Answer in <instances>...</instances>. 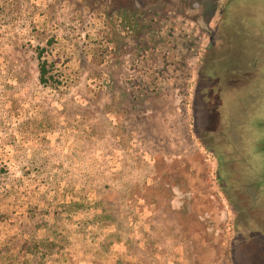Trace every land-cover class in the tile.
Here are the masks:
<instances>
[{
    "label": "rangeland",
    "instance_id": "1",
    "mask_svg": "<svg viewBox=\"0 0 264 264\" xmlns=\"http://www.w3.org/2000/svg\"><path fill=\"white\" fill-rule=\"evenodd\" d=\"M123 2L0 0V264H264L260 166L226 151L257 168L222 188L207 99L229 86L223 53L264 75V0H137L127 31ZM37 47L60 86L40 83Z\"/></svg>",
    "mask_w": 264,
    "mask_h": 264
},
{
    "label": "flooded vegetation",
    "instance_id": "2",
    "mask_svg": "<svg viewBox=\"0 0 264 264\" xmlns=\"http://www.w3.org/2000/svg\"><path fill=\"white\" fill-rule=\"evenodd\" d=\"M229 34L234 36L233 41L236 40V38H240L236 31H231ZM243 34H248V31ZM226 35H228L227 32L224 33L222 42V47H224V49L222 50L226 49ZM261 45H263L262 47L264 48V42ZM246 51L247 50L245 49L244 52ZM257 58L256 56L250 57L246 61L247 64L242 67L241 65H237V58L235 55L233 56V51L229 53V56H225V53H223L222 56H220L219 61L222 62L223 67L221 69H225L223 75H227L228 77H225V79L230 80V83H228L229 86L221 84L223 85V88L221 89L219 87L220 89L216 90L214 89L215 86L212 85L213 87L211 86V88L213 89V92L211 96L207 94L208 101L216 100V103L217 101L222 103L218 109L222 114L217 116V121L221 122L218 133L222 137L215 146L218 151L212 148V151L217 155L219 177L222 188L224 189L226 187V184L229 183V177H232L233 173L237 171L236 169H232L231 166L236 165L237 162L241 161L240 159H231V157L226 156V154H224L226 151L240 149L241 151L243 150V152L246 151L247 154L251 153L250 155L253 156L252 159L254 162L260 166L261 171L256 177L258 182L255 184L256 190L255 194L253 191V205L251 206L252 210L256 208L255 213H259L261 211V204H258V200L264 198V138H254V135L248 131V128H250L254 117L256 116L257 112H259V109L263 103L262 99H264V89H260V87L264 85V80H262L264 79V75L262 72L258 74V68L255 65H258V62L256 63ZM253 62L255 63L252 64ZM262 70L264 72V64ZM253 71H255V76L253 75L252 77L251 74H253ZM230 74H232L233 77ZM229 76H231V78H229ZM208 89H210V87H208ZM235 116L238 117L237 122L235 121ZM236 132L238 135L240 133L239 138H236ZM235 143L236 146H233ZM219 152L223 153L222 156L219 155ZM255 153L258 154L257 158H255ZM253 160H250V162H248V160L243 162L242 160L241 164L246 165V167L257 168V166L253 164ZM228 187L230 191L234 193L235 190L229 185ZM236 191L239 190L236 189ZM227 198L230 200L229 197Z\"/></svg>",
    "mask_w": 264,
    "mask_h": 264
},
{
    "label": "trees",
    "instance_id": "3",
    "mask_svg": "<svg viewBox=\"0 0 264 264\" xmlns=\"http://www.w3.org/2000/svg\"><path fill=\"white\" fill-rule=\"evenodd\" d=\"M125 1L119 10L114 9L117 24L122 26L123 31L137 30L139 28L138 18L142 15L137 5V0ZM36 59L38 64L39 81L44 86L58 87L61 85L59 62L49 58L46 47L36 48Z\"/></svg>",
    "mask_w": 264,
    "mask_h": 264
}]
</instances>
